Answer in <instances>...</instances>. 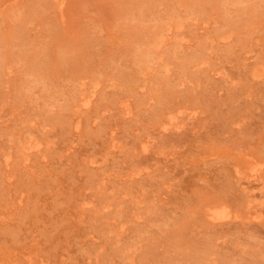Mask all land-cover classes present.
Listing matches in <instances>:
<instances>
[{
  "label": "rangeland",
  "instance_id": "1",
  "mask_svg": "<svg viewBox=\"0 0 264 264\" xmlns=\"http://www.w3.org/2000/svg\"><path fill=\"white\" fill-rule=\"evenodd\" d=\"M256 165L264 0H0V264H264Z\"/></svg>",
  "mask_w": 264,
  "mask_h": 264
},
{
  "label": "bare ground",
  "instance_id": "2",
  "mask_svg": "<svg viewBox=\"0 0 264 264\" xmlns=\"http://www.w3.org/2000/svg\"><path fill=\"white\" fill-rule=\"evenodd\" d=\"M184 30V29H183ZM177 33V32H176ZM203 69V68H202ZM219 71V70H218ZM212 76V75H211ZM90 90V89H89ZM96 91L95 92H92V94H90L89 96L88 95H85L86 97L83 98L81 104H80V107H79V110L81 112L83 111H87L91 104H92V100H93V96L95 95ZM98 93V92H97ZM83 97V96H82ZM81 97V98H82ZM80 98V99H81ZM98 98V97H97ZM97 102V101H96ZM79 103V102H78ZM95 103V102H94ZM77 108V107H76ZM126 115L127 117L131 115V111L126 108ZM180 112V111H179ZM176 113V112H175ZM178 114V113H177ZM196 114V113H195ZM124 115V114H123ZM174 116V115H173ZM194 113L193 114H190L188 115V117L186 118L185 116V120H178V116H174V117H171L170 119L167 120V122H164L163 124H161V128L164 130V132H167L169 131L170 129H183V127L186 125V122L187 120H191L193 122L192 119H194ZM133 117V116H132ZM76 120V119H75ZM196 120V119H195ZM93 121V120H92ZM191 122V123H192ZM188 124V123H187ZM190 124V123H189ZM81 126V125H80ZM194 126V125H193ZM186 127V126H185ZM196 127V126H195ZM194 128V127H193ZM115 129V128H114ZM111 130V129H110ZM170 133V132H169ZM115 134V133H114ZM151 137V136H150ZM149 142L150 141H146V142H143L142 143V150L143 152H147L149 150ZM33 143V142H32ZM34 145H31L30 143V146L27 148L26 152L23 153V159H22V164L25 165V167H29V162L31 161V153L32 152H36L37 154L38 153H41L42 152V149H41V144H35L33 143ZM113 145L117 148L116 144L113 143ZM109 146V145H108ZM110 148V147H109ZM111 149V148H110ZM109 149V150H110ZM116 150V149H115ZM121 150V149H120ZM119 150V151H120ZM138 150V149H137ZM33 154V153H32ZM140 154V153H139ZM145 154V153H144ZM108 155V154H107ZM6 158V157H5ZM3 160V159H2ZM11 162V161H10ZM17 162V161H16ZM103 163V162H102ZM99 164V163H98ZM4 165V164H3ZM7 166H9V161H7ZM8 169V168H7ZM27 171V170H26ZM30 173V172H29ZM106 173V172H105ZM238 174L242 175L244 174V176H240L238 177V184L239 186L241 187H244L243 188V192H245V205H248L246 206L248 209H250L249 211V214L250 216L253 218H260L261 216L258 215V207H264V174H262V171L260 168H257V165L256 167H252L248 173H242L238 170L237 172V175L235 177L238 176ZM141 175V174H139ZM35 179V178H34ZM104 182V181H103ZM254 183H258L257 185H255ZM12 184V183H11ZM258 191V192H257ZM162 199V198H161ZM160 199V200H161ZM135 204V203H134ZM138 205V204H137ZM211 206V205H210ZM135 207V206H134ZM99 208V207H97ZM110 209V208H109ZM263 209V208H262ZM254 210V211H252ZM103 211V209H102ZM99 212V211H98ZM97 212V213H98ZM247 212V211H246ZM96 213V214H97ZM118 213V211H117ZM139 213V212H138ZM236 214V213H235ZM207 218L212 221L211 223L215 222V223H218V222H222L223 221H226V220H231V219H237L239 218L238 216H233L230 212L226 211V209H224L223 207L220 208L219 206H216V207H213V208H210L208 210V213L206 214ZM244 219V218H243ZM7 221V220H6ZM239 221V220H238ZM242 222H246V221H242ZM116 224V223H115ZM214 224V223H213ZM219 224V223H218ZM224 224V223H223ZM119 227V226H118ZM115 229V228H114ZM112 230V229H111ZM124 230V229H123ZM123 235V234H122ZM120 240V239H119ZM120 242V241H119ZM132 249V248H131ZM132 251V250H131ZM138 251V249H137ZM136 251V252H137ZM132 260V259H131ZM46 261V260H45ZM27 262V261H26ZM16 263V262H15ZM28 263V262H27ZM44 263V262H43ZM48 263V262H47Z\"/></svg>",
  "mask_w": 264,
  "mask_h": 264
}]
</instances>
